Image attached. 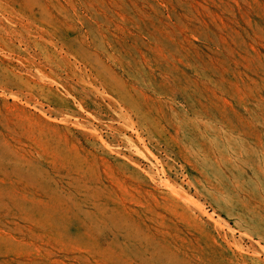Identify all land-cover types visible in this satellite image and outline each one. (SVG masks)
<instances>
[{
    "label": "rangeland",
    "instance_id": "374dc122",
    "mask_svg": "<svg viewBox=\"0 0 264 264\" xmlns=\"http://www.w3.org/2000/svg\"><path fill=\"white\" fill-rule=\"evenodd\" d=\"M0 264H264V0H0Z\"/></svg>",
    "mask_w": 264,
    "mask_h": 264
},
{
    "label": "bare ground",
    "instance_id": "6f19581e",
    "mask_svg": "<svg viewBox=\"0 0 264 264\" xmlns=\"http://www.w3.org/2000/svg\"><path fill=\"white\" fill-rule=\"evenodd\" d=\"M197 39V38H196ZM141 53V52H140ZM170 105V104H169Z\"/></svg>",
    "mask_w": 264,
    "mask_h": 264
}]
</instances>
